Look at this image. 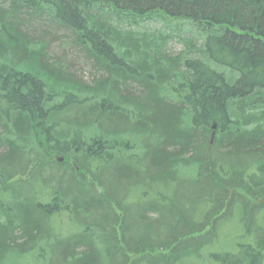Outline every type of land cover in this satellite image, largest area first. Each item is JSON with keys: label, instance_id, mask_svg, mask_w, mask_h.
<instances>
[{"label": "trees", "instance_id": "1", "mask_svg": "<svg viewBox=\"0 0 264 264\" xmlns=\"http://www.w3.org/2000/svg\"><path fill=\"white\" fill-rule=\"evenodd\" d=\"M32 253L264 264V0H0V264Z\"/></svg>", "mask_w": 264, "mask_h": 264}, {"label": "rangeland", "instance_id": "2", "mask_svg": "<svg viewBox=\"0 0 264 264\" xmlns=\"http://www.w3.org/2000/svg\"><path fill=\"white\" fill-rule=\"evenodd\" d=\"M126 23V24H125ZM122 24H125V26H140L141 31L143 32H153L156 31L158 32V34H166V36L171 34V39L168 41V44L166 46V52L170 55L173 56H178L180 53L185 52L187 53V43L185 41H180L179 38H183V37H191L189 34H186L184 31H182L181 33H179V31L177 29H175V26L172 27H167L164 26V24L160 21H151V22H145V23H140L139 21L137 23H130L129 21H126ZM194 37L196 36V34L191 33ZM59 42H55L51 45V48L49 49V54L48 57L51 60H56L57 58H59L61 56V53H65L67 54V59L69 61H71V71L74 72V76L81 80L82 82L91 84L93 82V75H95V77H101V73L100 72H95V70H93L91 67H89L87 64L84 63V61L79 57H77L74 53L73 50L68 47L67 49L62 48V45ZM187 55V54H186ZM95 73V74H93ZM63 162V159L61 160ZM37 186L39 187L40 184H37ZM98 191L100 192V190L98 189ZM238 218L236 217H231L228 222L225 224L224 228L220 231L221 237L219 239V243H225L227 241H229V235L232 234V232L234 231L233 229L235 228V226L237 225ZM66 222L64 221V226L65 228H60V230H56L57 233L61 234V235H67L66 232H68V224H65ZM70 233H72V230L69 231ZM237 234L239 235V230L237 231ZM214 248L211 247L210 249ZM209 249V250H210ZM54 256V254H50L49 257ZM8 264H37L36 262V258L34 253L32 254H28V256H20L17 254H12L9 256V258L7 259ZM6 261V262H7ZM210 260L208 259V257L205 255L203 259L200 260H196V262H194V264H209ZM212 263V262H211ZM214 264V263H212Z\"/></svg>", "mask_w": 264, "mask_h": 264}, {"label": "water", "instance_id": "3", "mask_svg": "<svg viewBox=\"0 0 264 264\" xmlns=\"http://www.w3.org/2000/svg\"><path fill=\"white\" fill-rule=\"evenodd\" d=\"M216 128V126H214V129Z\"/></svg>", "mask_w": 264, "mask_h": 264}, {"label": "bare ground", "instance_id": "4", "mask_svg": "<svg viewBox=\"0 0 264 264\" xmlns=\"http://www.w3.org/2000/svg\"><path fill=\"white\" fill-rule=\"evenodd\" d=\"M62 160V159H61Z\"/></svg>", "mask_w": 264, "mask_h": 264}]
</instances>
